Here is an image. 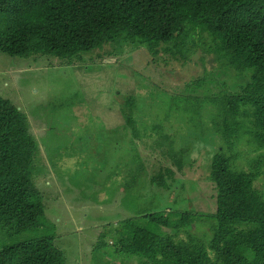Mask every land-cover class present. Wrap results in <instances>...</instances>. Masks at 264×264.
Returning <instances> with one entry per match:
<instances>
[{
	"label": "rangeland",
	"instance_id": "obj_1",
	"mask_svg": "<svg viewBox=\"0 0 264 264\" xmlns=\"http://www.w3.org/2000/svg\"><path fill=\"white\" fill-rule=\"evenodd\" d=\"M199 39L209 42L205 33ZM112 44L71 60L0 52V96L25 114L29 131L44 143L32 166L44 203L38 227L53 237L63 264H135L116 248L124 220L142 213L175 219L188 212L189 232L212 233L209 165L221 142L210 126L211 105L238 91L242 77L233 70L223 75V60L201 45L183 58L141 47L119 54L120 44ZM245 138L237 144L242 154H233L234 170L248 171L258 159ZM155 174L162 177L153 181ZM254 187L264 194V164Z\"/></svg>",
	"mask_w": 264,
	"mask_h": 264
},
{
	"label": "trees",
	"instance_id": "obj_2",
	"mask_svg": "<svg viewBox=\"0 0 264 264\" xmlns=\"http://www.w3.org/2000/svg\"><path fill=\"white\" fill-rule=\"evenodd\" d=\"M203 33L209 38L204 44ZM112 43L120 44L119 54L141 47L183 58L201 45L223 60V75L233 70L242 77L238 91L211 105L210 126L221 142L209 165L211 235L189 232L188 212L175 219L142 213L124 220L121 249L141 264H264V194L254 187L264 164V0H0L2 53L71 60ZM116 113L132 123L130 114ZM29 132L25 114L0 96V264H63L53 237L38 227L44 203L33 182L38 146ZM244 136L258 159L248 171L234 170Z\"/></svg>",
	"mask_w": 264,
	"mask_h": 264
},
{
	"label": "clouds",
	"instance_id": "obj_3",
	"mask_svg": "<svg viewBox=\"0 0 264 264\" xmlns=\"http://www.w3.org/2000/svg\"><path fill=\"white\" fill-rule=\"evenodd\" d=\"M27 126H28V121H27ZM28 130H29V126H28ZM31 135H32V133L31 132H29ZM35 135V134H34ZM40 135H35V137L32 135V137L34 138V140H35V142L37 143V146H38V152H36V154H40L39 152H40V149H39V147H42L43 146V141L41 140V138L39 137ZM34 166H36V155H35V159H34ZM38 168H36L35 170H34V175L38 172ZM40 174H41V172H40ZM40 191V190H39ZM124 233V232H123ZM123 237H125V236H123L122 235V238ZM120 245H121V243L119 244V248L117 247L116 248V251H121V252H124L125 254H127L128 256H131V257H133L134 259H135V264H141V263H139L137 260H136V258H137V256H133L132 254H130V253H128L127 251H125L124 249H121V247H120Z\"/></svg>",
	"mask_w": 264,
	"mask_h": 264
}]
</instances>
